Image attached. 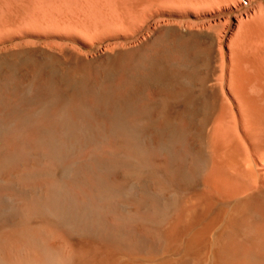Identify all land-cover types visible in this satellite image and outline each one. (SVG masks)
<instances>
[{
	"label": "bare ground",
	"instance_id": "1",
	"mask_svg": "<svg viewBox=\"0 0 264 264\" xmlns=\"http://www.w3.org/2000/svg\"><path fill=\"white\" fill-rule=\"evenodd\" d=\"M0 264H264V0H0Z\"/></svg>",
	"mask_w": 264,
	"mask_h": 264
},
{
	"label": "rangeland",
	"instance_id": "2",
	"mask_svg": "<svg viewBox=\"0 0 264 264\" xmlns=\"http://www.w3.org/2000/svg\"><path fill=\"white\" fill-rule=\"evenodd\" d=\"M234 21V20H233Z\"/></svg>",
	"mask_w": 264,
	"mask_h": 264
}]
</instances>
